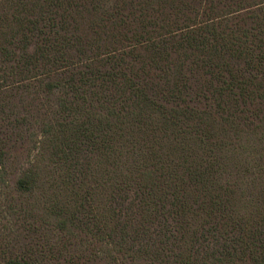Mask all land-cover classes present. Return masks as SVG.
I'll list each match as a JSON object with an SVG mask.
<instances>
[{
  "label": "trees",
  "instance_id": "16d2710c",
  "mask_svg": "<svg viewBox=\"0 0 264 264\" xmlns=\"http://www.w3.org/2000/svg\"><path fill=\"white\" fill-rule=\"evenodd\" d=\"M0 264H264V0H0Z\"/></svg>",
  "mask_w": 264,
  "mask_h": 264
},
{
  "label": "rangeland",
  "instance_id": "374dc122",
  "mask_svg": "<svg viewBox=\"0 0 264 264\" xmlns=\"http://www.w3.org/2000/svg\"><path fill=\"white\" fill-rule=\"evenodd\" d=\"M11 228H12V226H11ZM11 228H10V225H7V229H11Z\"/></svg>",
  "mask_w": 264,
  "mask_h": 264
}]
</instances>
